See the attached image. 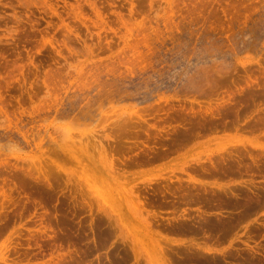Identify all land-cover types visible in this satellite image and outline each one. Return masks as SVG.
I'll return each mask as SVG.
<instances>
[{
    "label": "rangeland",
    "instance_id": "obj_1",
    "mask_svg": "<svg viewBox=\"0 0 264 264\" xmlns=\"http://www.w3.org/2000/svg\"><path fill=\"white\" fill-rule=\"evenodd\" d=\"M0 264H264V0H0Z\"/></svg>",
    "mask_w": 264,
    "mask_h": 264
},
{
    "label": "bare ground",
    "instance_id": "obj_2",
    "mask_svg": "<svg viewBox=\"0 0 264 264\" xmlns=\"http://www.w3.org/2000/svg\"><path fill=\"white\" fill-rule=\"evenodd\" d=\"M3 90H4V88H3ZM20 91V90H19ZM6 93V92H5ZM14 94V93H13ZM12 94V95H13ZM18 94V93H17ZM22 94V93H21ZM20 95V94H19ZM3 96V95H2ZM11 97V96H10ZM13 97V96H12ZM20 97H22V96H20ZM14 98V97H13ZM23 98V97H22ZM11 101H13V100H11ZM17 101V100H16ZM22 102V101H21ZM19 105V104H18ZM116 143V142H115ZM119 145H121L120 143H119ZM112 146H114V145H112ZM119 147H121V146H119ZM119 149V148H118ZM117 150V149H116ZM113 152V151H112ZM146 158V157H145Z\"/></svg>",
    "mask_w": 264,
    "mask_h": 264
}]
</instances>
